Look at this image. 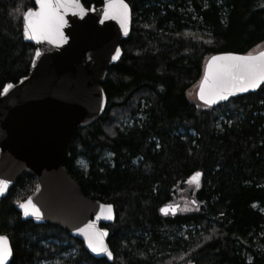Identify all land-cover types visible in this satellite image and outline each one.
Here are the masks:
<instances>
[{"label":"trees","instance_id":"16d2710c","mask_svg":"<svg viewBox=\"0 0 264 264\" xmlns=\"http://www.w3.org/2000/svg\"><path fill=\"white\" fill-rule=\"evenodd\" d=\"M124 1L132 26L101 84L106 109L77 129L64 162L85 196L114 205L115 223L103 226L114 260L94 259L59 227L23 221L15 205L36 183L23 176L0 204L10 264H264V85L215 108L190 98L209 57L264 43V0ZM32 8L0 0V92L28 74L35 47L22 22ZM195 172L194 210L161 215Z\"/></svg>","mask_w":264,"mask_h":264},{"label":"water","instance_id":"95a60500","mask_svg":"<svg viewBox=\"0 0 264 264\" xmlns=\"http://www.w3.org/2000/svg\"><path fill=\"white\" fill-rule=\"evenodd\" d=\"M80 4L85 9L83 13L72 8L61 10L64 15L60 28L63 41L59 43L26 37L24 20L22 22L24 41L35 47V53L28 74L16 83L7 84L0 92V180L7 181L6 189L0 193V204L23 176L34 178L36 184L31 195L15 205L22 220L59 227L83 243L94 259L112 263L114 254L108 242L110 231L105 227L115 223V207L85 196L65 170L64 162L77 129L94 124L106 109L107 97L101 84L107 70L122 58L121 43L130 35L132 12L127 4L128 31L125 33L119 17L111 13L105 15L108 0H103L99 7L86 8L81 0ZM31 10H39L36 0L35 8ZM262 52L264 50L253 55L223 53L211 56L197 90L198 101L215 108L231 99L255 93L264 83L256 89L234 92L227 100H217L211 105L205 104L198 95L206 76L209 77L208 94L220 66L226 63H213V57L259 56ZM29 199L39 209L41 219L31 215L26 217L19 207ZM108 205L112 207L111 219L107 218ZM173 207H176L174 213ZM163 208L168 209L166 213L160 211L163 216L178 214V205ZM88 225H93L96 232L104 233L103 245L112 253L111 258L89 248L86 236L80 231ZM8 242L11 255L6 264H10L13 256L9 239Z\"/></svg>","mask_w":264,"mask_h":264},{"label":"snow or ice","instance_id":"6c2138e0","mask_svg":"<svg viewBox=\"0 0 264 264\" xmlns=\"http://www.w3.org/2000/svg\"><path fill=\"white\" fill-rule=\"evenodd\" d=\"M39 6L38 11L29 9L23 14L24 35L30 39L42 40L47 39L54 43L63 41V33L60 28L64 23V15L61 11L70 8L78 10L80 13L85 11L80 4V0H36ZM113 14L121 20V27L125 33L128 31V5L123 0H108L105 15ZM118 51V50H117ZM39 55V53H37ZM216 61H225L220 66V70L214 77V84L208 89L206 95V86L209 77H205L204 83L198 93L200 100L205 104L211 105L217 100H227L234 92H246L249 89H256L261 83H264V52L259 56H224L213 57V63ZM212 64L209 65L211 71ZM6 91V89H5ZM201 173L195 172L190 178V183L195 182L199 187ZM7 181L0 180V193L6 189ZM19 207L23 209L24 215L34 216L37 220L41 219V213L32 203L31 199L20 203ZM107 218H112L111 205L106 206ZM173 213L176 207L171 209ZM162 213L168 211L167 208H161ZM88 240L89 248L95 253H106L109 258L112 253L103 245V232H96L93 225H88L86 229L80 230ZM11 255V248L6 236H0V264H6Z\"/></svg>","mask_w":264,"mask_h":264},{"label":"rangeland","instance_id":"374dc122","mask_svg":"<svg viewBox=\"0 0 264 264\" xmlns=\"http://www.w3.org/2000/svg\"><path fill=\"white\" fill-rule=\"evenodd\" d=\"M261 50H264V43L257 48V51H261ZM197 87L193 88L190 91V98L194 101H197V98H196ZM80 164L84 165L83 162H80ZM189 181H190V179L185 184L184 189L181 190L180 197L177 198L176 201H174L173 203L170 204V205H179V213L180 214L187 213L189 211L194 210V208H195L193 203H192L191 192L196 190L198 187L196 186L195 182L190 183ZM199 183H200V181H199ZM186 232H187V229H183V231L180 233L182 236L185 237ZM53 263H54V260H50V261L41 262L40 264H53Z\"/></svg>","mask_w":264,"mask_h":264}]
</instances>
